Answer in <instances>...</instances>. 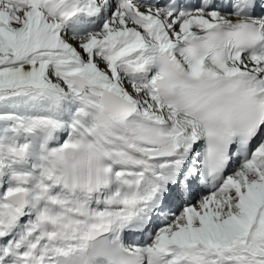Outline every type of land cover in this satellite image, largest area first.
I'll use <instances>...</instances> for the list:
<instances>
[{
    "label": "snow or ice",
    "instance_id": "6c2138e0",
    "mask_svg": "<svg viewBox=\"0 0 264 264\" xmlns=\"http://www.w3.org/2000/svg\"><path fill=\"white\" fill-rule=\"evenodd\" d=\"M0 264H264V0H0Z\"/></svg>",
    "mask_w": 264,
    "mask_h": 264
}]
</instances>
